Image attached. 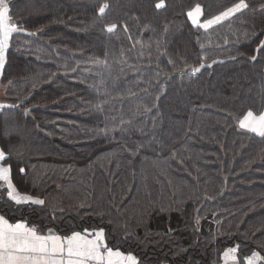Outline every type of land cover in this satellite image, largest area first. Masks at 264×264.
<instances>
[{
	"label": "trees",
	"instance_id": "1",
	"mask_svg": "<svg viewBox=\"0 0 264 264\" xmlns=\"http://www.w3.org/2000/svg\"><path fill=\"white\" fill-rule=\"evenodd\" d=\"M104 2H10L22 28L46 31L14 34L6 53L0 147L18 191L45 203L17 205L0 185V214L45 233L103 227L140 264L264 254V137L236 122L264 109V57L249 58L264 0L209 30L186 11L201 4L203 20L237 0H106L101 17Z\"/></svg>",
	"mask_w": 264,
	"mask_h": 264
},
{
	"label": "snow or ice",
	"instance_id": "2",
	"mask_svg": "<svg viewBox=\"0 0 264 264\" xmlns=\"http://www.w3.org/2000/svg\"><path fill=\"white\" fill-rule=\"evenodd\" d=\"M10 2L11 0H0V70H3L5 66L6 53L11 47L14 34L24 32L26 35H36L35 32H27L14 20ZM109 7L110 5L105 0L98 6L99 15L102 17ZM164 7L165 0H158L155 4L157 9ZM248 8L249 4L246 0H237L218 14L202 20L204 9L201 4L196 3L186 11V17L193 26L209 30ZM117 26L116 23H110L105 28L111 33ZM123 27L127 31V25ZM260 35H264V29L259 33L254 32L253 38ZM261 57H264V39L259 40L249 58L256 61ZM200 59L199 67L191 70L193 75L205 67L203 60L206 58L201 57ZM207 66L211 67V65ZM5 107L7 106L0 104V109ZM239 126L264 137V109L259 113L248 110L239 121ZM18 172L23 174L25 169L21 167ZM0 185L6 186L8 199L17 205L26 203L43 205L45 203L43 199L18 191L13 182L12 152L11 150L5 151L2 147H0ZM238 249L237 245L223 252L224 264H241ZM0 264H140V261L131 252L121 251L116 245L110 246L103 227L72 231L67 235L58 234L51 229L45 233L35 225H29L27 221L11 222L9 218L0 214ZM243 264H264V254L252 250L250 255L243 257Z\"/></svg>",
	"mask_w": 264,
	"mask_h": 264
},
{
	"label": "water",
	"instance_id": "3",
	"mask_svg": "<svg viewBox=\"0 0 264 264\" xmlns=\"http://www.w3.org/2000/svg\"><path fill=\"white\" fill-rule=\"evenodd\" d=\"M41 29H39L37 32H35L36 35L31 36V37H36L38 34L41 35L46 31V28H41ZM192 69L193 68L191 66H185L184 68L175 70L173 72V76H185V75L191 73ZM25 114L27 115V111H25Z\"/></svg>",
	"mask_w": 264,
	"mask_h": 264
},
{
	"label": "rangeland",
	"instance_id": "4",
	"mask_svg": "<svg viewBox=\"0 0 264 264\" xmlns=\"http://www.w3.org/2000/svg\"><path fill=\"white\" fill-rule=\"evenodd\" d=\"M240 120H241V119H240ZM240 120L238 119V120H236V122H237V125H238L239 129L243 130V129L239 126V121H240ZM244 131H245V130H244ZM246 131L250 132L249 130H246Z\"/></svg>",
	"mask_w": 264,
	"mask_h": 264
},
{
	"label": "crops",
	"instance_id": "5",
	"mask_svg": "<svg viewBox=\"0 0 264 264\" xmlns=\"http://www.w3.org/2000/svg\"><path fill=\"white\" fill-rule=\"evenodd\" d=\"M244 130H245V132H246L247 129H243V131H244ZM247 132H248V131H247ZM223 262H224V261H223Z\"/></svg>",
	"mask_w": 264,
	"mask_h": 264
}]
</instances>
